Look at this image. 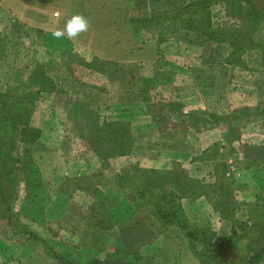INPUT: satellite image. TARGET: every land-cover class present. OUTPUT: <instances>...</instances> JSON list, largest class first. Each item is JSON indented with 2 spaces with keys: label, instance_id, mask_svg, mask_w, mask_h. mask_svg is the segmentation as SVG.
<instances>
[{
  "label": "rangeland",
  "instance_id": "374dc122",
  "mask_svg": "<svg viewBox=\"0 0 264 264\" xmlns=\"http://www.w3.org/2000/svg\"><path fill=\"white\" fill-rule=\"evenodd\" d=\"M9 1L10 18L0 11V39L6 47L5 57L1 60L4 65L0 67V84L4 85L7 81L9 84L22 82L31 70L28 69L25 75L22 76L24 65H31L30 63L33 62L34 64L36 62L43 67L49 77H54V89L51 92L39 94L32 104V112L27 126L24 129L20 128L16 135V140L19 143L17 144V154L22 156L25 148L30 150L33 164L38 167L43 187L49 196L45 192L48 199L42 204L44 205L42 212L38 213V218L34 219L35 221L30 220V217L23 214L19 216L20 221L14 215L10 218L11 220L7 219L4 214L5 207L0 203V264L57 263L48 257L45 248L43 249L40 244L32 246L33 241L30 240L27 233L29 231L45 239L56 251L77 256L78 261H83L84 258H89L92 255H98L103 264H199L198 258L190 252L187 241L182 239L177 231L178 229L175 226L163 227L149 216L145 208L138 210L134 205V195L130 190L122 195L120 190L107 188V186H110L108 183H111L108 178H98L101 173L93 171L97 173V176L92 173L94 182L97 180L98 183L96 184L100 185L102 183L104 187L95 188L92 195L86 193L85 195L89 199L86 200L85 195L83 193L79 194L78 191L74 194H68V187H66L65 182L67 176L62 177L63 172H70L75 174L72 177H78L91 172L89 170L94 167L93 164L96 161L99 162V165L102 164L101 157L92 148L93 145L83 137V134L85 135L88 133L87 130L89 131V128L85 127L82 121V116L87 114L88 109L95 113L93 114L95 118L99 115L100 118L106 116L113 119L110 112L115 108V104H121L127 112L129 111L128 108H131L130 100H136L141 104L143 103V109L139 108V113L149 115L159 130V133L156 130L157 135H153L154 138L140 139L138 148L143 150L146 145H149L155 151L158 149L164 150L167 148V143L179 141L181 137L168 129L169 127L173 129L176 126L178 121L176 111L165 105L171 103V101H178L175 97V93L178 92L175 87L178 85L174 86L175 83H173L177 76L174 75V80L168 85L164 84V86L151 90L150 94H147L150 100L146 103L142 101L141 97L142 75H140L139 81L137 80L132 84V88L128 87L126 90L124 88L120 90L117 85L113 95H110V90L109 94L106 95L100 89L98 81L93 80L96 79V76L88 72L90 73V76L88 75L90 79L84 80L82 74H80L82 68L76 61H73L59 69L61 72L58 73V77L62 75V69H64V74L66 71L71 73L73 77L76 76L78 80L80 79L79 83L85 84L87 88H79V91L75 90L72 93V90L67 88L69 86L68 81L63 80L56 83L57 78L52 75H56L53 71L56 70L57 63L55 62L52 66L50 62V60H54L52 58L53 54L55 57H59L64 51L61 50L64 47H60L59 51L50 52L55 50L53 47L57 44L56 39L55 41L52 40L55 34L51 33L49 24L52 19L58 18L61 14V10L58 8L60 0H22V4L19 5L14 4L15 0ZM194 1L196 0H69L70 10L66 12L69 17L75 14L85 17L89 25L85 33L97 34L94 38L96 41H90L94 48H105L103 47L104 43L111 44L112 42L118 48L117 51L121 52V56L123 54L128 58L133 56L129 61L122 59L120 65L124 68L135 69L139 63L140 68H146L145 71H142L144 75L146 70H149L150 64H154L152 56L147 55L153 50L158 55L157 60H155L156 68H161V70L163 68V70H167L166 60L169 61L170 58L171 61L197 64L201 60L198 57L201 56L205 58L217 54V52H220L217 56H223L217 44L204 41L198 32L175 28L169 29L164 24L152 28V31L143 29L139 32V35L134 36L132 27L136 25V22L133 19L138 21L141 17L172 13ZM82 5L86 10L81 8ZM12 18L13 21H11ZM210 23L212 27H217L222 23L221 12L219 13L217 8L214 9V16ZM39 24H43V27L49 26L48 31L41 30V33H36L33 28L39 26ZM45 32L46 34H44ZM255 34V39L258 42H264V21L258 22ZM103 35H106V38ZM253 59L256 60V57ZM97 61L100 62V60ZM212 65L206 64L199 71L196 70L197 72L195 71L197 68L190 67L191 69L187 72L198 73L200 75L198 81L201 80L203 86H206L205 82L208 78L213 79L208 88L204 87L203 89L207 91L206 95L208 97L206 98L209 101H228L226 92H230L229 88H237L239 85H232L233 80L226 85V79H229L230 73L237 76L240 75L239 69L246 68L230 70L223 63ZM173 66V64H170L168 69H173ZM179 69L177 68L176 71L181 73ZM220 72H225L227 76L224 79L220 77L222 79L220 85H222V82L224 84L218 89V94H215L212 87L215 85L216 76ZM153 74L154 71L150 73L149 70V74L146 76L151 77ZM123 75L125 74L123 73ZM183 77L188 81L186 74ZM83 80L84 82H82ZM119 93L122 94L119 100L126 99L127 101H104V98H108L109 95L114 97L115 95L118 96ZM235 97L238 98L237 92ZM246 100L252 101L248 97H246ZM219 103L221 104V102ZM235 121L232 124L233 131L238 134L242 131L244 125H242V118ZM104 141L107 142L105 139ZM232 142L234 143L235 140ZM232 142L231 145L233 146ZM133 143L136 145L138 143L137 139ZM225 145L227 146L226 143ZM94 147H97V145ZM209 154L211 155V152ZM115 158L109 160L111 164L107 163L109 169L113 171L116 166ZM215 158L217 161L219 159L224 161L225 166H228H226L225 176H230V181H234L235 177L232 173L234 168L233 159L227 158L225 155H216ZM138 163L141 162L138 161ZM179 168L164 166L156 168V170L170 171L174 174L177 172L176 170H180ZM217 170L221 172L220 168H217ZM202 180L206 182L203 177ZM90 183H92L91 180L88 182L87 191L92 189ZM83 185H85V182H83ZM244 185L245 188L238 191V193H252L254 195L255 191H248L246 184ZM258 185L260 194L257 193L259 200H256L257 202L254 205L257 206V210H254L253 215L255 219H252L249 226H244L243 229L235 228L234 233L231 232L232 228L228 219H217V217L206 219V215H204V219L198 213H195L196 215L191 214L188 206L182 209L183 214L187 215V220L194 226L207 228L206 222L212 224L209 227L212 232L210 238L215 244L228 242L232 247L235 244L233 240H235L238 245H244L246 252L250 249H258L264 242V232L261 234V227L264 225V186ZM190 188H195V193L200 191L197 183L195 187L190 184ZM184 189L188 190V187L184 185ZM204 189L205 191L209 190L210 193L212 192L208 186H204ZM226 189L217 186L216 195L211 193L210 197L214 199L217 196L218 200L224 197L230 200L225 193L228 192L225 191ZM238 193L236 194L238 195ZM177 197H180L179 194H176V199ZM84 198L85 200H83ZM252 203L254 202H248L249 205ZM243 204L246 205V202ZM189 207L191 206L189 205ZM132 209L133 213H131ZM239 210H235L237 216H234V218L236 217L235 220L242 222L244 218L239 217ZM212 213H214L213 210ZM75 227L78 233L73 234L72 228ZM19 229L21 232H17L20 231ZM22 230L26 232L24 233ZM206 236L208 237L209 233ZM195 244L193 242V245ZM197 247L201 251L208 252L207 247L201 242L197 244ZM244 258L247 257L241 256L238 263L246 264L245 260L243 261ZM224 262L221 264H224Z\"/></svg>",
  "mask_w": 264,
  "mask_h": 264
},
{
  "label": "trees",
  "instance_id": "16d2710c",
  "mask_svg": "<svg viewBox=\"0 0 264 264\" xmlns=\"http://www.w3.org/2000/svg\"><path fill=\"white\" fill-rule=\"evenodd\" d=\"M215 8L219 10V13L221 12L222 23L217 27H212L210 20L213 19ZM219 17L217 16V18ZM133 21L136 22V25L132 27L134 36L139 35L143 29L152 31V28L162 24L169 29L198 32L204 41L217 44L223 55L219 57L217 54L220 52H217V54L205 58L201 57L205 64L223 63L231 66V69L247 68L244 60L245 54L256 52L260 61V72L264 77V42H258L255 39L258 22L264 21V0H196L186 4L178 11L141 17L138 21L136 19ZM35 32L41 33V30L35 29ZM4 54H6V47L0 39V67L4 65V62L1 63L5 57ZM67 57L69 64L76 61L80 65L82 68L80 74L83 77L86 73L85 69L103 70V64L101 61H97L98 58L87 62L71 52H67ZM30 64L24 65L22 73L20 71L21 75L24 76L25 72L31 69L25 76V80L18 84H9L8 81L4 85L0 84V203L5 207L4 214L7 219L14 215L19 220V216L22 214L30 217V220L37 219L38 213L42 212L44 206L42 204L49 196L43 187L38 167L33 164L30 150L25 148L22 156L17 154V144L19 143L16 140V135L20 128L24 129L27 126L33 102L42 92H51L54 89V78L49 77L40 64L36 62ZM174 75L173 72L166 69H158L154 71L151 77L143 76L141 79L142 101L149 102L150 98L147 94H150V91L156 87L171 83L174 80ZM70 76H72L71 73L65 71L64 74L63 71L57 79L60 80L59 82L68 81L69 86L67 88H71L72 91L78 90L73 88L75 84H79L80 79L78 80L76 76ZM165 105L176 111L177 128L180 127L185 130L189 128L195 130L220 128L223 132L226 131L227 137L224 139L227 145H231L232 141L238 139V135L233 131V122L260 108V105H256L254 107L235 108L224 113H212L204 110H192L184 113L181 111L182 106L178 102L171 101ZM93 114L95 113L88 109L87 114L82 116L85 127L89 128L88 133L83 134V137L93 145H91L92 148L101 157L102 168L112 174L115 186L130 190L134 195V205L138 210L145 208L149 216L163 227L175 226L182 239L187 241L190 252L198 258L199 264H221L225 260L224 264H239L241 256L247 257L243 259L246 264H264V242L258 249H250L249 252L245 251L244 245H238L235 240H233L235 244L232 247L228 242L215 244L210 238L212 232L208 226L207 228L197 227L187 220V215L183 214L180 201H178L181 198V193H183L182 197L189 195L194 198L200 194H208L206 196H209L210 191H205L202 183L200 184L195 178L188 177L181 169L180 164L173 163L172 165L180 167L179 171L176 170L178 173H174L175 175L170 171L142 167L138 162H132L119 171L109 169L107 163L110 159L117 156H128L132 153L133 139L130 123L127 120L108 119L106 116L100 118L97 115L95 118ZM96 145L97 147H94ZM229 148V153L234 150L233 147ZM216 154L215 148L211 155L206 157L211 158ZM227 154L221 155L227 156ZM216 166L221 169V172L217 174L221 180L218 187L227 188L225 191L229 193H225L230 200L221 197V200H214L211 207L217 213L218 219L224 218L230 221L231 232L234 233L235 228L243 229L244 226H249L252 219H255L253 215L257 206H250L249 210H246L242 222L235 220L234 212L243 203L236 194L235 186L228 187L222 183L226 169L224 161L219 159ZM192 183L198 184L199 193H195V188H190V184L195 187ZM184 185L188 187V190L184 189ZM181 187L183 189L180 190ZM212 189L213 187L210 190L212 191ZM45 192L48 196L45 195ZM215 192L216 188L212 195ZM176 194L180 196L177 199ZM261 229V234H263L264 225ZM17 232H21V230ZM22 232L25 233L26 231L22 230ZM27 233L30 240L33 241L32 246L40 244L43 249L45 248L48 257L57 262L56 264H103L98 255H92L89 258H84L83 261H78L77 256L56 251L45 239L31 231ZM208 233L209 238L206 236ZM193 242L196 244L193 245ZM199 242L207 247L208 252L201 251L197 247Z\"/></svg>",
  "mask_w": 264,
  "mask_h": 264
},
{
  "label": "crops",
  "instance_id": "0c3cea01",
  "mask_svg": "<svg viewBox=\"0 0 264 264\" xmlns=\"http://www.w3.org/2000/svg\"><path fill=\"white\" fill-rule=\"evenodd\" d=\"M68 2L69 0L66 1L60 0V2H58L59 3L58 8L61 10V14L58 18L51 20V23L49 24L50 27L49 26L43 27V24H39V26L34 27L33 30L34 29L47 30L49 27L51 33L55 34L57 30L63 29L66 21L70 18L69 16H67V12H69L70 10L68 6ZM14 4L17 5L22 4V0H15ZM9 5H10L9 0H0V11L5 13L6 17L8 16V18H10V13L8 9L10 8ZM81 8L83 10H86L84 5H82ZM13 20L14 19L12 18L11 21ZM44 34H46V32ZM53 36L54 37H52V40L55 41L56 39L57 45L53 47L55 48V50H51L50 52L53 53L54 51L57 52L59 51L60 47L61 48L64 47V49H61L64 51H62L59 57L58 56L55 57L54 54L52 55V58L54 60H50V62L52 63L51 65L53 66L55 62L57 63L56 70L53 71L56 73V75H52V76H56L57 78L58 73L61 72L59 71V69L65 66V64L67 65L69 64L67 52L76 54L78 58H82L87 62H90L94 58H98V60H100L103 64V70L95 71V70H91L90 68L85 69L86 73L83 79L84 80L90 79L89 77L90 73L88 72H91L93 76H96V79L93 80L98 81L97 83L100 84V89L103 90V94L106 93V95L109 94V90L111 91L110 95H113L114 91L116 90L115 86L117 85H118L117 88L119 87L120 90L123 88L126 90L128 87L132 88V84L137 82V80L138 81L140 80V75L146 76L149 74V70L151 73L152 71L161 69V68H156L155 60H157L156 58L158 57V55H156V52L154 50L151 51L150 54H147L152 56L151 58L153 59L154 64L151 63L150 67H148L149 70H146L145 74L143 75L144 72L142 73V71H145L146 68L145 69L140 68L139 63L136 65L135 69L124 68L120 65L122 59H126L125 61H129V59L133 56H130V58L126 57L125 54L121 56V52L117 51L118 48L112 42L111 44L104 43L103 47L105 48L102 47L94 48V46H92L90 41H96L94 38H96L97 34L94 33L89 34L83 32L76 38H68L66 35L65 37L62 38H57L55 35ZM103 37L106 38V35H103ZM43 41L45 42L44 38ZM198 56L200 55L198 54ZM201 57L198 58L201 59ZM255 57L256 60L253 59ZM170 59L169 61L166 59L165 60L167 61L168 67L170 66V64H173L174 68L173 69L172 68L168 69V67L166 68L167 70L175 73V75L177 76L175 77V81L173 82L175 83L174 86L178 85L177 87H175L176 90L178 89V92L175 93V97L176 99H178V101L175 102L181 104L182 106L181 111H183L184 113L192 110H202V111L204 110L212 113H221V112L231 111L235 108L254 107L256 105H260V108L259 109L257 108V110L251 112L247 116L242 117V121H243L242 125L244 126L242 128V131L238 132L237 134L238 139H236L234 143L232 142L233 146L225 145L226 141L224 138L227 137L226 131L223 132V130L220 128L212 127L201 130H195L193 128H189L185 130V129H181L180 127L177 128V126H175L173 127V129H171L170 127L168 129L176 133L178 137H181L179 141L177 142L171 141L170 143L166 144L167 148H165L164 150L158 149L155 151L149 145H146L145 146L146 148H144L143 150L138 148V146L140 145V139L147 140L151 137L154 138V136L157 135L156 130H158L149 115L141 114L142 112L139 113V108L143 109V103L141 104L136 100H130L131 108H128L129 111L127 112L124 106L122 107L121 104H115V108L112 109V111L110 112L111 115L113 116V119L129 121L130 132L133 142H135V139H137L138 143L136 145L133 143L132 148L134 149L132 150V153L130 155L119 156L114 159L116 164L114 170L119 171L122 168L123 169L126 168V166L129 163L132 164V162H138V161L141 162L139 163V165L142 167L155 168V169L159 167L162 168L164 166L172 167L173 163H177L181 165V169L184 170L185 174L188 177L195 178L197 181L200 182V184L202 183V186L210 185L208 187L210 188L213 187L212 192H214L215 188H217L218 184H220L219 183L220 180L217 175L219 171L217 170V166H216L218 161L215 158V156L214 157L212 156L211 158L206 156H209L210 155L209 152H212L216 148L217 150L216 155L220 156L223 153H228L229 155H227L226 157L233 159L232 164L234 168L232 169L233 170L232 173L234 175L233 177H235V180L230 181L231 180L229 178L230 176H223L222 183L226 184V186L228 187L235 186L234 189L237 191V193L238 191H242V189L245 188L244 184H246L248 191H252V190L255 191L254 195H252V193L249 194L238 193V198L241 201V203L246 202V205L242 204L241 206H239L240 210L238 211L239 217L243 218L244 215L246 214V210L248 211L249 207L250 206L253 207L257 202L256 200H259L257 195V193L260 194L259 192L260 189L258 188L259 186L258 184L264 186V77L263 74L260 72L261 66L257 54L256 52L245 54L244 60L247 65L246 68L247 70L239 69L240 75L235 76L232 75V73H230L229 79H226L225 84L226 85L227 83L230 84L231 80H233L232 85L237 84L239 86L237 88L235 86H234L235 88H229L230 92L229 91L226 92L228 94L227 95L228 101H224V102L215 101V100L209 101L206 98L208 97V95H206L207 91L203 89L204 87L208 88V85L212 82L213 79L208 78L207 82H205L206 86L202 85L203 83L201 80L198 81L200 75L196 72L199 71L200 68L206 65L205 63H203L202 59L199 62H197V64H190L185 62L180 63L176 60L171 61ZM208 65L213 66L210 63H208ZM224 65L227 66L228 68L231 67L226 64ZM190 67L197 68L195 69V71L196 70L197 71L188 73L187 71L191 69ZM177 68H180L179 71H181V73L176 71ZM63 70L64 69H62V72ZM230 70H234V69L230 68ZM123 73L125 75H123ZM184 74H186L188 81L184 79L183 77ZM226 76L227 74H225V72L224 73L220 72L219 75L216 76L217 81L215 85L212 87L215 94L216 93L218 94L219 91L218 89H220L224 84L222 82V85H220V82L222 81V79L226 78ZM84 80L82 82H84ZM59 81H60L59 79H56V83H58ZM81 85H82L81 83H79L78 85L75 84L74 85L75 87L73 89L76 88L78 89L76 91H79V88H87L85 84H83L82 86ZM236 92L238 94L237 99L235 97ZM72 93L74 92L72 91ZM110 95L108 98H104V101H127L126 99L119 100L122 95L120 93L118 96L115 95L114 97H110ZM246 97H248V99L251 98L252 101H247ZM219 102L223 104L221 105ZM228 146L233 147L234 149L230 153L228 151L230 149ZM136 149L138 150L137 152ZM110 161L108 162L110 163ZM93 165L94 167H91V169L89 170L91 172H87V174L84 173L83 175H79L80 177L79 176L72 177V175L75 174L70 172L69 173L63 172L62 177L67 176L65 178L66 179L65 182H66V187H68L67 189L68 194L70 193L74 194L75 192L78 191L79 194L83 193L85 195L86 193H88V195L90 194L92 195V193L94 194L95 188L99 189L100 187H104L102 183H100V185L96 184L98 183L97 180L96 182H94L92 173L95 174V176H97V173H94L93 171L96 172L99 171L101 173V176H99L98 178H103V177L108 178V181L111 183H108L110 186H107V188L120 190L122 195L125 192H129V190H126V188H119L115 186L112 174L108 170L103 169L102 166L99 165L98 161H96V163H94ZM202 177L206 179V182L202 180ZM90 180L92 182L90 183V185H92V189L93 188L94 189L93 190L88 189L89 191L88 192L87 188H88V182ZM83 182H85V185H83ZM210 194L209 196H206L208 194L206 195L200 194L194 198L193 197L191 198L189 195H185L184 197H182L181 195V198H179L178 201H180V205L182 209L185 206H188L191 214L193 215H196L195 213H198V215L200 217H203L204 219H205L204 215H206V219L210 217L216 218L218 217V215L216 212H214V210H213L214 213H212L211 204L212 202L214 203V200H218V197L215 196L214 199H211ZM214 194L215 193H213V195ZM86 196L87 195H85V197ZM83 200H85V198ZM86 200L89 199L86 197ZM248 202H254V203L249 205ZM189 205L191 207H189ZM88 208L86 207L87 210ZM86 209H82V210H86ZM131 213H133V209ZM212 214L214 215L211 216ZM234 216H237V213H235ZM205 225L208 227H210V225L212 226V224H210L209 222L208 223L206 222ZM72 231L74 232L73 234L78 233L76 227L72 228Z\"/></svg>",
  "mask_w": 264,
  "mask_h": 264
},
{
  "label": "clouds",
  "instance_id": "9594fccd",
  "mask_svg": "<svg viewBox=\"0 0 264 264\" xmlns=\"http://www.w3.org/2000/svg\"><path fill=\"white\" fill-rule=\"evenodd\" d=\"M88 27V21L85 19V17L75 14L66 21L63 29L56 31L55 36L57 38H62L66 35L68 38H76L81 33L86 32Z\"/></svg>",
  "mask_w": 264,
  "mask_h": 264
}]
</instances>
